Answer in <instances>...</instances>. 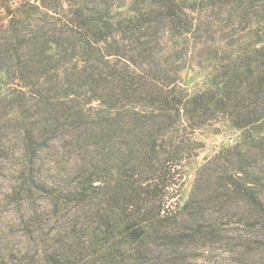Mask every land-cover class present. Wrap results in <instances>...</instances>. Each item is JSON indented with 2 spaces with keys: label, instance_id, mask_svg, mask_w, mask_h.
Masks as SVG:
<instances>
[{
  "label": "trees",
  "instance_id": "16d2710c",
  "mask_svg": "<svg viewBox=\"0 0 264 264\" xmlns=\"http://www.w3.org/2000/svg\"><path fill=\"white\" fill-rule=\"evenodd\" d=\"M38 2L0 24V264H264V0ZM201 130L236 138L179 204Z\"/></svg>",
  "mask_w": 264,
  "mask_h": 264
},
{
  "label": "rangeland",
  "instance_id": "374dc122",
  "mask_svg": "<svg viewBox=\"0 0 264 264\" xmlns=\"http://www.w3.org/2000/svg\"><path fill=\"white\" fill-rule=\"evenodd\" d=\"M19 0H0V24L6 20L9 10L12 11L16 6V2ZM31 4L38 5V0H28ZM108 4H112L113 7H119L123 3V0H106ZM48 9H52L53 6L46 2ZM52 11V10H51ZM186 81L188 87L194 89L202 84V76L196 74L186 75ZM195 140L201 145L197 150L195 156L183 163L181 167L182 180L179 186V198L177 202L183 204L192 189L196 170L201 167L205 160H208L211 156L216 154L221 148L231 144L232 140H235V135L223 130L220 135H215L211 130H201L195 133Z\"/></svg>",
  "mask_w": 264,
  "mask_h": 264
}]
</instances>
